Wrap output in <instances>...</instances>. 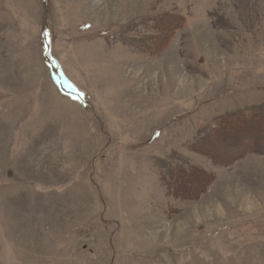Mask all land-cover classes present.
Wrapping results in <instances>:
<instances>
[{"label": "rangeland", "instance_id": "rangeland-1", "mask_svg": "<svg viewBox=\"0 0 264 264\" xmlns=\"http://www.w3.org/2000/svg\"><path fill=\"white\" fill-rule=\"evenodd\" d=\"M262 108L264 0H0V264H264L263 148L193 151Z\"/></svg>", "mask_w": 264, "mask_h": 264}, {"label": "trees", "instance_id": "trees-1", "mask_svg": "<svg viewBox=\"0 0 264 264\" xmlns=\"http://www.w3.org/2000/svg\"><path fill=\"white\" fill-rule=\"evenodd\" d=\"M168 22L170 23L168 26L163 25L162 27L163 38L173 40L175 31L183 25L184 20L180 17H173ZM150 46L154 56L158 45L154 41ZM252 113L254 114L249 117L246 112H243L221 119L212 134L200 141L193 151L219 165H230L235 155L237 157L233 162L240 160L248 151H255L252 150L254 147L263 148V151L258 152L264 154V108ZM212 178V175L204 170L177 171L172 176L173 186L169 185V192H172V197L179 199L182 198L179 193L185 189L184 200L194 201L210 186ZM180 181L181 183H178ZM196 192L198 195L194 194Z\"/></svg>", "mask_w": 264, "mask_h": 264}]
</instances>
